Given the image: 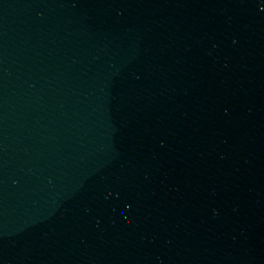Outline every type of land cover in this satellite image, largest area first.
<instances>
[{"label":"water","instance_id":"1","mask_svg":"<svg viewBox=\"0 0 264 264\" xmlns=\"http://www.w3.org/2000/svg\"><path fill=\"white\" fill-rule=\"evenodd\" d=\"M0 264H264V0H0Z\"/></svg>","mask_w":264,"mask_h":264}]
</instances>
